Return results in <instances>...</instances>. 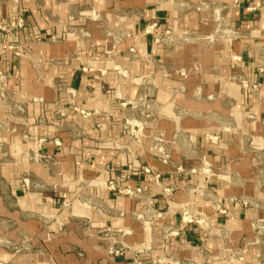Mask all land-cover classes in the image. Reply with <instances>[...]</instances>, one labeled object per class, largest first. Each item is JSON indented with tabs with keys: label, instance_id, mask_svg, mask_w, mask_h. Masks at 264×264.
Here are the masks:
<instances>
[{
	"label": "crops",
	"instance_id": "obj_1",
	"mask_svg": "<svg viewBox=\"0 0 264 264\" xmlns=\"http://www.w3.org/2000/svg\"><path fill=\"white\" fill-rule=\"evenodd\" d=\"M0 25L2 258L16 241L33 264H264V0H0Z\"/></svg>",
	"mask_w": 264,
	"mask_h": 264
},
{
	"label": "rangeland",
	"instance_id": "obj_2",
	"mask_svg": "<svg viewBox=\"0 0 264 264\" xmlns=\"http://www.w3.org/2000/svg\"><path fill=\"white\" fill-rule=\"evenodd\" d=\"M19 19H23L24 20V27L23 28H20V29H15V30H23L25 29L28 24H29V21H28V18H27V15H24V14H20L15 20L12 21V23H15L17 21H19ZM12 23H10L12 25ZM12 27V26H11ZM186 38H189L190 34L189 33H185L184 34ZM206 41H208L207 37L205 38ZM54 40V39H53ZM25 48V47H24ZM27 49V48H25ZM25 55H29V50L27 49ZM185 74V72H184ZM252 86L254 89H256V84L255 85H250ZM177 93V90L173 91L172 93L170 92V96H169V100L170 102L174 101V102H182V99L180 101V99L178 97V94ZM186 98V96H184ZM188 97V96H187ZM182 98V96H181ZM190 99V98H189ZM207 99V98H206ZM213 100V99H212ZM149 107V105H148ZM150 114V113H148ZM133 126L132 127H128V123H127V127L125 128L126 131H128V134L135 140H139L140 138H142L144 136V123H140V122H133ZM135 131H137V137L133 136L131 133H129V130L133 129ZM148 151L150 153H152L159 162L165 164V165H169V166H173L174 165V161H173V158H172V154H171V151L168 147V144L162 140L161 138L159 137H154L152 143H148ZM151 168V167H149ZM193 171H197L196 169H192ZM154 171V170H153ZM155 172V171H154ZM200 172L202 174H204L205 176H207V179L208 177H210L214 170H213V167L212 165L209 163V162H204L203 163V167L201 168ZM167 189H170V192L166 193V196L168 197H171L174 192H175V187L172 186V185H169L166 187ZM116 193H119L118 191H116ZM121 194V193H119ZM242 201V205L246 208H249L250 205H249V202L246 201V200H240ZM218 210H220L218 208ZM184 215L186 216V218L188 219H191L193 222L195 223H198L199 222V218L197 217H193L191 215H189L188 213V210H185L184 211ZM261 219H264V218H261ZM200 224H203L205 226H208V223L204 222L203 220L201 221ZM256 234L258 235V237L261 239V237L264 236V224L260 223L258 225H256ZM175 234L177 233V231H173V232H169L168 236H170L171 234ZM110 237H113L112 235ZM258 238V240H260ZM28 248H30L29 246H23L22 243H17L16 241H11V244L9 245V250L11 253H13V256L11 257H6V258H2L0 256V264H33V261H32V258L27 256L26 257H18L19 254H23L24 252H27L28 251ZM109 249H110V254L111 255H121V254H117V253H114L113 251L114 250H121L122 253L124 254V248L122 246V248H117L116 245H109ZM149 249V248H148ZM27 254V253H25ZM29 257V258H28Z\"/></svg>",
	"mask_w": 264,
	"mask_h": 264
},
{
	"label": "built area",
	"instance_id": "obj_3",
	"mask_svg": "<svg viewBox=\"0 0 264 264\" xmlns=\"http://www.w3.org/2000/svg\"><path fill=\"white\" fill-rule=\"evenodd\" d=\"M24 20L23 19H19V21L15 22V23H12V28L13 29H20V28H23L24 27ZM5 28L3 25H0V32L2 31H5ZM146 31L152 35L153 37V40L155 41V43L157 44H166L168 42H171L173 41L174 39V33L172 30L170 29H165L163 31H159L158 29V22L155 21V22H152L150 23L147 28H146ZM10 50H12L14 52V54L17 56V57H23L25 56V53L27 51V49H25L22 45H20L19 43H13L10 45ZM76 111L80 112L83 116L85 117H88L90 116L91 114H93L92 112H89L85 109H81L79 107H76L75 108ZM61 115H65V111H63L62 109L59 111ZM134 124L133 123H130L128 122V127H132ZM129 133H131L133 136L137 137V131L133 129L129 130ZM144 171L146 173H151V174H154L156 179H159L161 177V175L159 173H156L154 172L151 168L149 167H146L144 169ZM24 182V185L29 188L30 185H31V181L29 178H24L23 180ZM109 186L110 188H113L114 190H117L119 193L121 194H125V195H129V196H136L137 194H139L141 192V189L140 188H132L130 186H126V187H116V183H114V181H110L109 182ZM170 192V189H165V194ZM68 203L65 202V205H67ZM188 219V218H187ZM189 221H192L191 219H188ZM114 253H117V254H123L122 251L120 250H114L113 251Z\"/></svg>",
	"mask_w": 264,
	"mask_h": 264
}]
</instances>
